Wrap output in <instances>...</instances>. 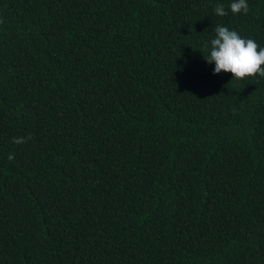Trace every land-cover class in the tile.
<instances>
[{
	"label": "trees",
	"instance_id": "trees-1",
	"mask_svg": "<svg viewBox=\"0 0 264 264\" xmlns=\"http://www.w3.org/2000/svg\"><path fill=\"white\" fill-rule=\"evenodd\" d=\"M231 2L0 0V264H264V77L202 56L264 47Z\"/></svg>",
	"mask_w": 264,
	"mask_h": 264
},
{
	"label": "clouds",
	"instance_id": "clouds-1",
	"mask_svg": "<svg viewBox=\"0 0 264 264\" xmlns=\"http://www.w3.org/2000/svg\"><path fill=\"white\" fill-rule=\"evenodd\" d=\"M229 8L232 14L249 12L247 0H232ZM214 12L221 17L228 15L223 4H217ZM214 32V38L203 44L208 54L202 55L206 63H214L213 74L231 73L232 78L237 80L264 77V47H260L254 39L242 38L237 31L226 26L217 25ZM32 138L31 134L13 137L12 142L20 145ZM8 159L14 160V154L10 153Z\"/></svg>",
	"mask_w": 264,
	"mask_h": 264
}]
</instances>
